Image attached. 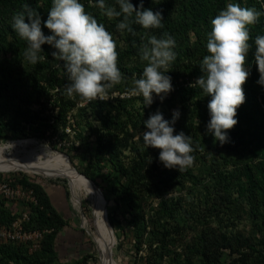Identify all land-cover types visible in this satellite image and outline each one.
<instances>
[{
  "label": "trees",
  "instance_id": "1",
  "mask_svg": "<svg viewBox=\"0 0 264 264\" xmlns=\"http://www.w3.org/2000/svg\"><path fill=\"white\" fill-rule=\"evenodd\" d=\"M230 1L262 13L258 22L250 26L252 49L246 62L250 76L243 85L246 99L237 109L238 123L227 132L228 141L221 144L207 128L211 119L208 103L212 97L198 85L174 91L172 96L183 114L174 125V135L183 131L191 136L195 161L183 172L168 169L159 159L160 150L145 147L143 141V132L148 130L144 121L166 102L154 100L145 105L142 96L112 97L113 93L127 95L134 86V78H140L147 66V61L140 57L141 47L148 44L151 36L164 38L165 33L176 42L177 56L167 73L172 77L173 87L181 78L197 80L202 75V60L209 54L211 19ZM79 2L112 34L122 82L110 90V99H97L81 107L79 96L69 98L65 94L70 80L64 62L52 56L58 50L42 45L40 55L45 59L32 64L24 56L27 42L12 27L13 17L28 4L38 10L45 35H51L44 22L52 0H0V142L32 136L70 141L66 129L71 127L75 141L80 143L75 148L76 142L72 141V146H67L72 151L95 137V151L90 150V159L82 172L98 185L100 174L108 166L121 175L114 188L115 207L109 209L108 216L114 229L121 226L119 217L126 221L124 229L130 228L139 256L135 264H264V85L257 83L260 73L254 44L256 36L264 35L261 3L143 0L145 9L161 12L164 27L144 29L134 22L133 14L130 33L117 28L123 14L109 19L97 7V0ZM130 2L139 9L141 0ZM106 4L115 5V0H106ZM82 126L89 131L88 135ZM128 150L133 155L126 162L123 156ZM13 176L16 175L0 173V183L8 181L14 188L32 192L36 202L0 197V226L9 228L26 211L29 220L23 222L25 230L45 233L36 250H31V243L0 241V264H85L93 259L88 254L71 263L61 260L57 240L71 226V221L53 205L43 183L25 173ZM205 185L206 189L202 188ZM184 190L189 191L190 207L183 204ZM243 221L249 224L251 233L240 228ZM144 247L147 250L141 256L139 251Z\"/></svg>",
  "mask_w": 264,
  "mask_h": 264
},
{
  "label": "clouds",
  "instance_id": "2",
  "mask_svg": "<svg viewBox=\"0 0 264 264\" xmlns=\"http://www.w3.org/2000/svg\"><path fill=\"white\" fill-rule=\"evenodd\" d=\"M97 7L109 19L123 14V21L117 25L121 31L126 29L133 32L130 23L133 14L134 22L144 29L164 27L161 12L145 9L143 0L139 9L130 0H115V5L106 4V0H97ZM261 15L256 8L228 3L211 19L207 39L209 54L204 56L200 65L202 75L190 85L192 88L198 85L212 97L208 103L211 119L207 128L221 144L228 141L227 132L237 125V109L246 99L243 85L250 76L246 67L247 54L252 49L249 43L250 26L255 25ZM12 27L27 42L24 56L30 63L37 64L45 59L40 55L42 45L48 44L58 50L52 56L64 62L63 67L70 80L65 94L69 98L79 96L81 106L97 99H110V90L123 80L117 66V44L112 34L86 11L79 0H52L48 18L44 22L51 35H45L38 10L28 4L13 17ZM254 44L255 61L260 73L257 83L264 85V35L256 36ZM175 46V40L167 33L164 38H149L148 44L140 49V57L147 61V66L140 78H134V86L127 91L128 96H142L144 104L151 105L155 93L163 102L166 95L173 91L172 77L167 73L177 56ZM179 117V110L173 112L170 121L159 110L151 114L144 121L148 130L143 132V141L145 147L160 150L159 159L166 168L183 172L194 165L195 157L191 154L194 151L191 136L183 131L174 135V125Z\"/></svg>",
  "mask_w": 264,
  "mask_h": 264
},
{
  "label": "rangeland",
  "instance_id": "3",
  "mask_svg": "<svg viewBox=\"0 0 264 264\" xmlns=\"http://www.w3.org/2000/svg\"><path fill=\"white\" fill-rule=\"evenodd\" d=\"M229 3L235 2L230 1ZM172 94V91L167 94L164 99L166 103H163L159 96H156L154 100L163 103V105L159 106L158 110L163 115L167 116L166 118L173 117V112L175 110H179V118H181L183 114L180 110L179 104L173 98ZM126 97L128 96L126 95ZM85 105L86 104L83 106ZM35 108L37 109V107ZM88 115L91 116L90 113ZM70 122L71 124H74L73 120H70ZM94 123L96 124L97 122ZM81 129L86 135L89 134V131L86 129V127L82 126ZM66 131L70 135V141H64L60 138H55L50 141L48 139L39 138V136H32L21 140L0 142V158L12 159L15 157H30L31 159H35L36 156L41 153V151L47 150L48 154L50 155L67 158L73 163L79 172L83 173L82 171L90 159V150L95 151V137L90 138L82 148L78 150L72 149L71 151L67 146H72V141H75V131L71 127H68ZM75 142V148L80 147V143L78 141ZM66 155H68L69 158ZM132 155V151L128 150L124 153L123 158L126 162H129V160L132 158ZM0 173L5 175L15 174L16 176L13 177H17L19 173H25L31 179H36L39 183H43L58 211L63 217L71 221V226L62 232L57 240V251L59 252L62 261L71 263L83 258L84 256H87L88 254H92L94 258L90 259L88 263L85 264H104L98 253V238L100 234L98 222L100 221L102 210L96 213L95 205L85 194L81 195L78 206H76L74 204V194L71 189L70 182L64 173L54 172L38 175L17 170H0ZM120 179L121 175L118 172L112 170L111 166H108L104 172L100 174V178L98 179L100 185L96 183L98 185L97 187L94 184H91L94 188L97 187L96 189L100 193L102 192L105 196L107 200L108 214L109 209L111 210V208L115 207V198L117 193L114 191V188L118 186V181ZM206 187L207 185L202 188L206 189ZM188 192V190L182 191L183 195L186 194V201L183 202L185 207H190V194H187ZM171 196L177 197L178 194H173ZM119 219L122 223L120 227L117 226L116 229L113 228L117 240L113 234L112 240L110 242V252L117 264H135L139 258V256L136 255L137 251L134 247L135 237H133L130 233L129 227L124 229L126 221L123 220L122 217H119ZM240 228L248 233L252 232L251 227L246 221H243V223L240 224ZM146 250L147 249L144 247L139 251L141 252V256L145 254Z\"/></svg>",
  "mask_w": 264,
  "mask_h": 264
},
{
  "label": "bare ground",
  "instance_id": "4",
  "mask_svg": "<svg viewBox=\"0 0 264 264\" xmlns=\"http://www.w3.org/2000/svg\"><path fill=\"white\" fill-rule=\"evenodd\" d=\"M0 170L25 171L27 173L38 175L54 172L64 173L70 182V186L74 194V204L76 206H78L81 195L85 194L95 205L96 213L102 210V215L100 221L98 222V227L100 229L98 238L99 257L104 264H117L110 252V242L113 237V232L109 227L105 215L104 200L102 196L103 193H100L96 188L88 183L67 158L50 155L47 150H43L36 156L35 159H31L30 157H15L12 159L0 158Z\"/></svg>",
  "mask_w": 264,
  "mask_h": 264
},
{
  "label": "built area",
  "instance_id": "5",
  "mask_svg": "<svg viewBox=\"0 0 264 264\" xmlns=\"http://www.w3.org/2000/svg\"><path fill=\"white\" fill-rule=\"evenodd\" d=\"M261 3V6L264 10V1L258 0ZM196 79L190 80L189 78H181L176 86L173 87V91H178L182 87H188L193 84ZM126 97V94H120L119 92L113 93L112 97ZM128 96V95H127ZM167 96V95H166ZM129 97V96H128ZM68 131V130H67ZM72 132V130H71ZM0 197L6 198L9 201H25V202H36L35 197L32 192H28L22 188H14L10 185V182L3 181L0 183ZM14 212L16 211L15 206H13ZM21 218L18 219L12 226L9 228L0 226V241L1 242H23L31 243V250H36L40 248V243L43 240L44 233L43 231H28L25 230L23 222L29 220L28 212L24 211L21 214Z\"/></svg>",
  "mask_w": 264,
  "mask_h": 264
},
{
  "label": "water",
  "instance_id": "6",
  "mask_svg": "<svg viewBox=\"0 0 264 264\" xmlns=\"http://www.w3.org/2000/svg\"><path fill=\"white\" fill-rule=\"evenodd\" d=\"M68 157V155H66ZM69 158V157H68ZM71 164L73 165V163L71 162ZM74 166V165H73ZM75 168V166H74ZM76 169V168H75ZM77 170V169H76ZM78 171V170H77ZM79 172V171H78ZM81 175H83L85 178H87L90 182H92L94 185H97L94 181H92L88 176H86L85 174L79 172ZM98 186V185H97ZM97 188V187H96ZM103 196V200H104V207H105V215H106V218H107V221H108V224H109V227L111 228V231L113 232L115 238H116V235H115V232L113 230V227H112V224L110 223V220H109V216H108V211H107V200L105 198L104 195ZM95 240V239H94ZM117 240V238H116Z\"/></svg>",
  "mask_w": 264,
  "mask_h": 264
},
{
  "label": "crops",
  "instance_id": "7",
  "mask_svg": "<svg viewBox=\"0 0 264 264\" xmlns=\"http://www.w3.org/2000/svg\"><path fill=\"white\" fill-rule=\"evenodd\" d=\"M47 190V189H46ZM48 192V191H47ZM49 194V193H48ZM50 196V195H49ZM50 198H51V196H50ZM51 201H52V198H51ZM52 203H53V201H52ZM53 205H54V203H53ZM55 206V205H54ZM56 207V206H55ZM61 214V213H60Z\"/></svg>",
  "mask_w": 264,
  "mask_h": 264
}]
</instances>
